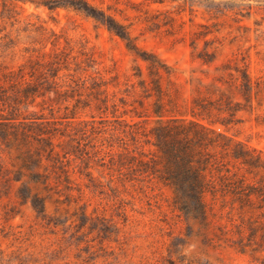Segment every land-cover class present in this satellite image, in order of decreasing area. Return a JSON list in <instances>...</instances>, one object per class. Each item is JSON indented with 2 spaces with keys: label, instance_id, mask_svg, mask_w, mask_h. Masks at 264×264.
<instances>
[{
  "label": "rangeland",
  "instance_id": "obj_1",
  "mask_svg": "<svg viewBox=\"0 0 264 264\" xmlns=\"http://www.w3.org/2000/svg\"><path fill=\"white\" fill-rule=\"evenodd\" d=\"M90 1L135 48L0 0V264H264L262 0ZM155 111L216 131L204 215L133 169Z\"/></svg>",
  "mask_w": 264,
  "mask_h": 264
},
{
  "label": "trees",
  "instance_id": "obj_2",
  "mask_svg": "<svg viewBox=\"0 0 264 264\" xmlns=\"http://www.w3.org/2000/svg\"><path fill=\"white\" fill-rule=\"evenodd\" d=\"M32 2L36 5H46L50 8L70 6L82 10L96 18L110 29L123 37L129 48H135L133 36L128 27L120 22L112 13L90 0H2ZM162 2L164 0H155ZM260 4H264V0ZM251 8V7H250ZM241 10V9H240ZM248 12H251L248 11ZM237 13L243 14V11ZM245 15V14H243ZM37 94V93H34ZM156 125L149 131L154 137L158 153L150 159H134L140 176L158 178L175 190V199H197V213L205 214L203 195L208 190L210 181L207 170L214 166V148L216 131L199 120L180 117H166L160 111H155ZM28 198L31 195H26ZM32 199H40L32 195Z\"/></svg>",
  "mask_w": 264,
  "mask_h": 264
}]
</instances>
